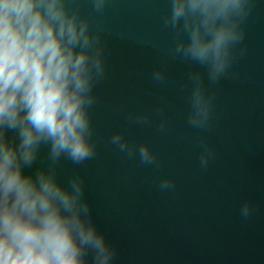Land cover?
Listing matches in <instances>:
<instances>
[{
    "label": "clouds",
    "instance_id": "obj_1",
    "mask_svg": "<svg viewBox=\"0 0 264 264\" xmlns=\"http://www.w3.org/2000/svg\"><path fill=\"white\" fill-rule=\"evenodd\" d=\"M110 0H89L96 14ZM162 26L172 45L152 47L167 62L151 72L153 83L171 84L168 62L188 65L181 91L187 90L189 128L208 131L214 120L215 89L236 79L233 66L247 55L245 25L256 0H167ZM112 33L93 29L78 0H0V264H116L118 250L100 230L86 198L83 179L63 182V161L79 166L97 151L91 109L105 79L104 40ZM156 130L168 118L155 109ZM127 119L151 126L152 113L130 112ZM111 145L129 159L159 167L147 143L130 142L116 132ZM46 148V164H38ZM216 150L201 139L199 167L207 170ZM35 166V167H34ZM28 170L27 172L25 170ZM161 192H174V179L159 180ZM245 200L238 214L255 213Z\"/></svg>",
    "mask_w": 264,
    "mask_h": 264
},
{
    "label": "water",
    "instance_id": "obj_2",
    "mask_svg": "<svg viewBox=\"0 0 264 264\" xmlns=\"http://www.w3.org/2000/svg\"><path fill=\"white\" fill-rule=\"evenodd\" d=\"M78 3L93 29L112 35L104 40L106 76L90 112L96 155L79 166L63 161L58 179H83L93 218L118 250L116 264H264V0H256L245 25L247 55L233 66L238 78L215 89L206 132L185 121L187 64L167 63V87L151 80L168 60L152 45H172L162 26L167 0H110L102 14L89 0ZM156 108L169 121L164 133L156 130ZM130 112L152 113V125L130 122ZM116 132L137 146L147 143L160 166L119 152L110 143ZM201 139L217 154L207 170L199 167ZM46 152L42 148L38 164H46ZM163 176L174 179V192L160 191ZM245 200L256 209L247 221L238 214Z\"/></svg>",
    "mask_w": 264,
    "mask_h": 264
}]
</instances>
